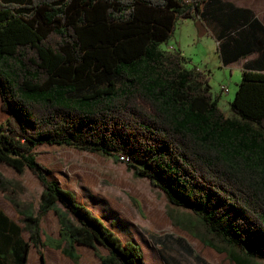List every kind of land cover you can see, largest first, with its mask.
I'll return each instance as SVG.
<instances>
[{
	"label": "trees",
	"instance_id": "obj_1",
	"mask_svg": "<svg viewBox=\"0 0 264 264\" xmlns=\"http://www.w3.org/2000/svg\"><path fill=\"white\" fill-rule=\"evenodd\" d=\"M210 1L0 0V109L8 114L0 164L29 169L43 187L37 209L1 172L0 191L22 216L41 264L43 246L78 261L76 243L102 264H143V257L50 178L39 144L116 160L121 153L135 177L195 213L212 239L264 260V70H242L225 116L208 74L161 47L177 20L196 18ZM50 210L58 238L40 228Z\"/></svg>",
	"mask_w": 264,
	"mask_h": 264
},
{
	"label": "crops",
	"instance_id": "obj_2",
	"mask_svg": "<svg viewBox=\"0 0 264 264\" xmlns=\"http://www.w3.org/2000/svg\"><path fill=\"white\" fill-rule=\"evenodd\" d=\"M194 20L201 32L215 39L220 57L217 63L225 67L237 64L241 72L246 67L264 70V0L205 2ZM169 49H175V46L170 45ZM195 67L206 73L205 68ZM0 113L5 121L8 114L1 109ZM44 146L52 145L39 144L35 150L37 159L49 169L50 178L72 192L76 201L99 217L122 243L137 245L142 252L143 264H264L261 259L212 239L195 213L169 203L163 191L148 178L135 177L126 164L113 163L111 157L88 151L85 162L97 167L85 169L77 187L64 185L60 175L65 178L66 175L55 173L48 164L54 158L40 159L38 151ZM0 172L20 183L15 191L19 199L32 202L28 193L36 187L39 203L43 187L29 169L18 174L0 164ZM69 176L79 181L78 177ZM101 181L112 188L107 189ZM115 184L119 185L117 189H113ZM38 203L37 207L32 203L35 209ZM136 226L147 231L145 239ZM40 228L48 236L59 237L60 224L54 211L42 215ZM40 251L44 264H102L92 248L79 243L75 244L78 261L50 246H43ZM98 252L105 255L107 250L99 246ZM24 254V264H41L40 252L29 243L22 216L0 191V264H18L17 256Z\"/></svg>",
	"mask_w": 264,
	"mask_h": 264
},
{
	"label": "rangeland",
	"instance_id": "obj_3",
	"mask_svg": "<svg viewBox=\"0 0 264 264\" xmlns=\"http://www.w3.org/2000/svg\"><path fill=\"white\" fill-rule=\"evenodd\" d=\"M170 45L175 46V49L179 50L186 58L187 67L199 66L206 69V73L209 76L210 91L214 98H217L219 105L225 116H230L229 103L233 100L238 85L242 78V72L238 70L237 64L232 66H223L218 54L217 44L215 39L208 33L201 32L200 26L193 18H186L176 21L175 28L171 35L168 37L165 43L161 44L163 48H169ZM173 48V47H172ZM221 86L228 88L227 92L221 90ZM3 117L0 113V123ZM40 159L46 161L48 158H54V161L49 162L51 169L55 173H64L66 178L61 176L64 185L77 187L81 183L82 175L85 169H95L97 166L90 165L85 162L84 158L88 156V151L79 150L69 146H44L39 149ZM113 163L127 164L121 158L116 160L110 158ZM117 167V165H114ZM69 172V173H68ZM104 172V170H101ZM78 177L79 181H76L74 177ZM101 185L108 186L107 189H111L112 186L108 185L104 181L100 182ZM119 185L115 184L113 189H117ZM81 193V189L79 190ZM28 198L37 207L38 193L37 188L33 187L28 193ZM21 199V198H20ZM23 200V199H21ZM187 209V208H186ZM137 231L145 239L146 230H140L139 226H136ZM50 232L51 229H49ZM261 259V258H259ZM264 263V260L261 259Z\"/></svg>",
	"mask_w": 264,
	"mask_h": 264
},
{
	"label": "built area",
	"instance_id": "obj_4",
	"mask_svg": "<svg viewBox=\"0 0 264 264\" xmlns=\"http://www.w3.org/2000/svg\"><path fill=\"white\" fill-rule=\"evenodd\" d=\"M221 90L224 91V92H227V91H228V88H227L226 86H221ZM115 157H117V158H121V159H123V160H125V161L128 162V159H127L124 155H122L121 153H117V154L115 155ZM128 163H129V162H128Z\"/></svg>",
	"mask_w": 264,
	"mask_h": 264
},
{
	"label": "bare ground",
	"instance_id": "obj_5",
	"mask_svg": "<svg viewBox=\"0 0 264 264\" xmlns=\"http://www.w3.org/2000/svg\"><path fill=\"white\" fill-rule=\"evenodd\" d=\"M128 159V158H127ZM121 160H123V159H121ZM123 161H125V160H123ZM128 162H130V160L128 159ZM127 161H125V163H128Z\"/></svg>",
	"mask_w": 264,
	"mask_h": 264
}]
</instances>
